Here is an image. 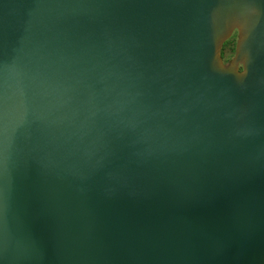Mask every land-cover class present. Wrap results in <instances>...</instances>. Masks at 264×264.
<instances>
[{
	"label": "water",
	"instance_id": "water-1",
	"mask_svg": "<svg viewBox=\"0 0 264 264\" xmlns=\"http://www.w3.org/2000/svg\"><path fill=\"white\" fill-rule=\"evenodd\" d=\"M0 264H264V0H0Z\"/></svg>",
	"mask_w": 264,
	"mask_h": 264
},
{
	"label": "trees",
	"instance_id": "trees-1",
	"mask_svg": "<svg viewBox=\"0 0 264 264\" xmlns=\"http://www.w3.org/2000/svg\"><path fill=\"white\" fill-rule=\"evenodd\" d=\"M233 46H234V34H231V36L225 40L222 44L220 54L223 58L225 50L227 51L228 55L231 56L233 52Z\"/></svg>",
	"mask_w": 264,
	"mask_h": 264
},
{
	"label": "rangeland",
	"instance_id": "rangeland-1",
	"mask_svg": "<svg viewBox=\"0 0 264 264\" xmlns=\"http://www.w3.org/2000/svg\"><path fill=\"white\" fill-rule=\"evenodd\" d=\"M229 58V55L227 51L225 50L224 55H223V60L226 61Z\"/></svg>",
	"mask_w": 264,
	"mask_h": 264
},
{
	"label": "flooded vegetation",
	"instance_id": "flooded-vegetation-1",
	"mask_svg": "<svg viewBox=\"0 0 264 264\" xmlns=\"http://www.w3.org/2000/svg\"><path fill=\"white\" fill-rule=\"evenodd\" d=\"M232 34H234V40H235V32H233ZM230 57V56H229Z\"/></svg>",
	"mask_w": 264,
	"mask_h": 264
}]
</instances>
